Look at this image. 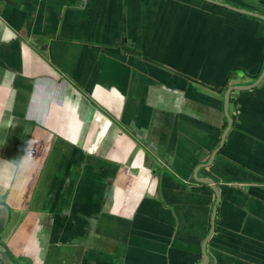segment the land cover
I'll use <instances>...</instances> for the list:
<instances>
[{
  "label": "crops",
  "instance_id": "crops-1",
  "mask_svg": "<svg viewBox=\"0 0 264 264\" xmlns=\"http://www.w3.org/2000/svg\"><path fill=\"white\" fill-rule=\"evenodd\" d=\"M208 236L207 264H264V19L0 0V264H199Z\"/></svg>",
  "mask_w": 264,
  "mask_h": 264
},
{
  "label": "water",
  "instance_id": "water-1",
  "mask_svg": "<svg viewBox=\"0 0 264 264\" xmlns=\"http://www.w3.org/2000/svg\"><path fill=\"white\" fill-rule=\"evenodd\" d=\"M207 1H210V2H213V3H217V4H222V5L226 6V7H229V8H232V9H237L239 11H242V12H245V13H249V14L255 15V16L259 17V18L264 19V15L260 14V13L252 12V11L241 9V8H237V7H234V6H231L229 4H225V3H222V2H219V1H216V0H207ZM260 79H258L256 82H254L251 85H247V86L234 85V86H230L228 88V90L226 92V96H225V112H226V115H227V117L229 119L228 127H230L231 124H232L231 123L232 122V117H231V115L229 113V102H230V93H231V91L234 90V89H238V88H240V89H247V88H250V87L252 88L253 86H255L258 83V81H260ZM207 165H209V163H203L199 167L195 168L194 177L200 182H204V183L210 184L211 187L213 188V190L215 191L217 197H218L219 196V188H218V185L215 183V181L212 178H200V177H198L199 168L205 167ZM211 225L212 226H211V229H210V233H212L214 231V227H215V211L212 214V223H211ZM208 239H209V236L206 238V240H205V242L203 244L202 250H203L204 258L199 264H207V262L209 260V255H208L207 250H206Z\"/></svg>",
  "mask_w": 264,
  "mask_h": 264
}]
</instances>
